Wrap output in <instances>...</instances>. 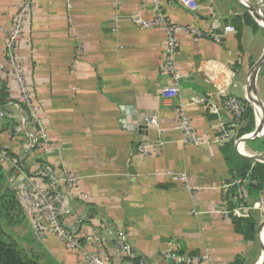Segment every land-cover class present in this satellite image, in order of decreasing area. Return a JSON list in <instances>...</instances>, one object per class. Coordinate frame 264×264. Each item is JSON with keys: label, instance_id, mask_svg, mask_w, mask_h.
<instances>
[{"label": "crops", "instance_id": "obj_1", "mask_svg": "<svg viewBox=\"0 0 264 264\" xmlns=\"http://www.w3.org/2000/svg\"><path fill=\"white\" fill-rule=\"evenodd\" d=\"M25 1L0 0V89L9 95L0 148L12 159L5 169H21L17 193L29 182L25 174L53 168L77 176L68 223L97 231L118 264H262L264 178L252 179L251 170L264 166V0H31L11 50ZM158 14L209 34L177 35L179 100L163 97L172 81L167 35L142 25ZM16 69L38 120L18 100ZM227 94L244 105L240 121L223 104ZM244 160L252 163L241 177ZM182 174L197 188H187ZM251 215L257 233L247 240L233 221ZM118 234L128 244L120 257ZM42 242L60 263L83 264L57 237Z\"/></svg>", "mask_w": 264, "mask_h": 264}, {"label": "built area", "instance_id": "obj_2", "mask_svg": "<svg viewBox=\"0 0 264 264\" xmlns=\"http://www.w3.org/2000/svg\"><path fill=\"white\" fill-rule=\"evenodd\" d=\"M24 6H22L21 10L16 15V21L14 25V29L11 33V42L8 44L11 48L12 41L16 39L21 31L22 25L24 21V14L31 7V0H26L24 2ZM143 26H160L167 35V48H166V60H165V70L171 77V83L169 87H166L163 92V97L169 100H179L181 97V89H180V73L176 62V53L178 46V33L179 32H190L192 35L199 39L205 38L209 36V34L199 31L195 28H183L177 25H173L169 23L161 14H158L156 19L151 20L150 22H143ZM230 30H234L233 27L229 28ZM211 36H213L218 42H221V38L214 32L211 31ZM12 50V48H11ZM10 51V50H9ZM16 63V62H15ZM16 73L18 75V83L20 96L19 101L27 104V106L31 110V114L34 117V120H38L37 110L34 106L33 100L28 94V89L25 84V79L20 74L19 69H16ZM208 102V98L201 99V103ZM224 106L232 111L238 121H240L243 113H244V105L243 103L237 99L236 97L227 94L224 100ZM178 116L181 119V124L183 129H185V134L187 136L188 141L192 142L195 140L193 128L190 124L189 117L185 114L183 105L178 106ZM219 109V107L217 108ZM7 116V110L4 107L0 106V120ZM148 123L150 120H156L147 118ZM44 137V136H43ZM51 173H55V169H48ZM60 173V172H59ZM64 176L62 179L54 180V187L56 190L51 187H45L40 183V181H32L33 185L27 186L24 190V194L21 198L22 205L25 203L28 204V207L36 212V221H38V227L41 226V230L44 231L46 227L50 224L53 225L55 230L60 234H63L66 239L63 242L73 250L82 249L85 253L86 262L89 264H118L116 259H113L108 255L106 243L102 240L101 236L96 231H91L86 235V241H88L89 248L86 246L82 240L81 233H76L74 231H70L64 234L65 225L62 221L63 209L65 210L68 203V194L69 191L76 187L78 184V177L71 174L70 172H61ZM183 180H185L186 187L190 190H194L197 188V185L194 181L188 177L187 175H181ZM62 181L64 183H62ZM66 190V191H65ZM65 199V203L63 206V200ZM27 206V205H26ZM66 212V211H65ZM234 213L239 214V210H234ZM225 214L228 216L229 211H225ZM67 229V228H66ZM62 236V237H64ZM61 238V237H59ZM85 238V236H84ZM68 241V242H67ZM115 248L117 257H120L122 253L128 252V244L126 238L123 234H118L117 241L115 243ZM140 264H146L145 262H141ZM182 264H193V259L189 258L187 261H183Z\"/></svg>", "mask_w": 264, "mask_h": 264}, {"label": "trees", "instance_id": "obj_3", "mask_svg": "<svg viewBox=\"0 0 264 264\" xmlns=\"http://www.w3.org/2000/svg\"><path fill=\"white\" fill-rule=\"evenodd\" d=\"M251 22L250 19L247 20ZM240 36V21L234 19ZM9 98L6 88L0 89V106ZM252 119V110L248 107L245 119ZM246 132V129L244 130ZM246 165L238 167L241 177H246L251 160H244ZM263 165L257 164L251 170V178H264ZM12 171H7L0 156V264H61L39 241L30 227V223L23 211L20 198L14 189L10 177ZM262 186V185H260ZM253 188V186H252ZM256 189V188H255ZM235 230L247 240H253L257 233V219L251 215L249 218H234ZM236 264H242L237 261Z\"/></svg>", "mask_w": 264, "mask_h": 264}, {"label": "rangeland", "instance_id": "obj_4", "mask_svg": "<svg viewBox=\"0 0 264 264\" xmlns=\"http://www.w3.org/2000/svg\"><path fill=\"white\" fill-rule=\"evenodd\" d=\"M43 137V136H42ZM44 138V137H43ZM0 156H1V158H2V163H3V165L5 166L6 165V163H8V161H12V159L9 157V155H8V153L6 152V151H3V149H1L0 148ZM14 170H17L18 171V173L21 171V169H19L18 168V166L16 165L14 168H13V171H12V175H11V177H10V180H11V183H12V185H14V183L16 182V180H17V176L15 175V173H14ZM64 176L61 174V173H59V172H55V173H51L48 169L46 170V172H44V173H42L41 175L39 174V175H32V176H30V175H24V179H27V181L29 180V182L26 184V186L23 188V190L22 191H20V193L18 194V196H19V198H20V201H21V204H22V200H21V198H22V196H23V194H24V190H25V188L27 187V186H30V184H32L33 185V182L32 181H40V183L42 184V185H44L45 187H51L52 188V186H53V188L56 190V188L54 187V180H56V179H59V178H63ZM62 183H64L63 181H62ZM14 187V186H13ZM31 187V186H30ZM20 188H21V186H20ZM14 189H15V187H14ZM16 190V189H15ZM17 191V190H16ZM66 191V190H65ZM64 203H65V199L63 200V206H64ZM67 204V206L65 207L66 209L64 210L63 209V215H62V221L64 222V225H65V230L66 231H64V234L65 233H67V232H69L70 230L71 231H74V232H76V233H83V234H85V230H83V229H78L77 227L76 228H73V227H71L70 226V224L68 223V220H67V215L69 214V205H68V203H66ZM27 205V206H26ZM25 205V203L22 205V208H23V211H24V213H25V215H26V217H27V219H28V221H29V223H30V227L32 228V230L34 231V233H35V235H36V237H37V239L39 240V241H43V239L45 240L47 237H50V236H55V237H57L63 244H65L64 242H63V240L64 239H66V237L63 235V234H60V233H58V232H56V231H53V230H55V228L53 227V225H48L47 227H46V229L44 230V231H42L41 230V226L40 227H38V221H36V212L34 211V210H32V209H30L29 207H28V204H26ZM66 211V212H65ZM67 228V229H66ZM70 229V230H69ZM70 231V232H71ZM91 232V231H90ZM97 232V231H96ZM87 234H85V236H86ZM62 236H64V237H62ZM59 237H61V238H59ZM68 242V241H67ZM43 243V242H42ZM46 247V246H45ZM65 248L68 250V251H72V252H75V253H77L78 255H79V257L81 258V260H82V262H83V264H89L88 262H86V259H84L85 258V253L83 252V250L82 249H80V250H73V249H71V248H69L67 245H65ZM46 249H47V247H46ZM48 250V249H47ZM49 251V250H48ZM50 252V251H49ZM51 253V252H50ZM52 254V253H51ZM53 255V254H52ZM54 257H55V255H53ZM56 258V257H55ZM57 259V258H56ZM58 261V260H57ZM59 262V261H58ZM62 264V263H61Z\"/></svg>", "mask_w": 264, "mask_h": 264}, {"label": "water", "instance_id": "obj_5", "mask_svg": "<svg viewBox=\"0 0 264 264\" xmlns=\"http://www.w3.org/2000/svg\"><path fill=\"white\" fill-rule=\"evenodd\" d=\"M262 225H264V222ZM262 264H264V253H263V257H262Z\"/></svg>", "mask_w": 264, "mask_h": 264}]
</instances>
